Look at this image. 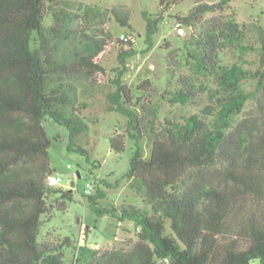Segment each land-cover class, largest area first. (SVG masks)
<instances>
[{"label": "trees", "instance_id": "1", "mask_svg": "<svg viewBox=\"0 0 264 264\" xmlns=\"http://www.w3.org/2000/svg\"><path fill=\"white\" fill-rule=\"evenodd\" d=\"M182 1L161 0L158 13L144 11L145 52L166 11ZM231 1L199 3L177 17L196 27L186 65L206 79L177 75L171 53L166 87L160 92L150 79L137 87L150 95L148 101H133L124 82L129 59L139 51L129 37L120 41L109 110L128 120L110 146L121 153L127 139L134 141L126 176L142 182L149 207L103 206V190L87 194L98 217L134 222L139 239L129 248H95L79 264H264V24L222 17ZM113 12L131 27L118 9ZM209 13L214 15L205 19ZM103 14L76 0H0V264H63L65 249L75 245L70 236L39 239L43 218L74 200L72 189L47 183L53 141L43 122L50 117L67 127L68 150L89 159L75 141L87 128L82 115L90 107L77 101V84L95 86L106 73L102 60L115 39L110 31L94 30ZM252 31L257 49L249 41ZM255 50L259 65L247 68L242 56ZM227 51L241 60L224 63ZM248 79L257 82L254 91L244 88ZM158 96L172 104L206 102L196 113L161 119ZM138 100L140 107L132 108ZM251 100L255 106L247 110ZM145 138L151 140L149 157L141 146Z\"/></svg>", "mask_w": 264, "mask_h": 264}, {"label": "rangeland", "instance_id": "2", "mask_svg": "<svg viewBox=\"0 0 264 264\" xmlns=\"http://www.w3.org/2000/svg\"><path fill=\"white\" fill-rule=\"evenodd\" d=\"M83 4L98 6L104 11L102 17L94 22V30L97 33L110 31L115 41L102 63L106 68L104 78L93 86L87 81L77 84V101H86L90 107L83 112L87 128L78 133L75 141L89 151V159L81 153L69 151L71 142L70 131L67 127L57 123L52 118L44 120V126L53 144L49 149L53 174L60 176L62 183L59 187L72 189L74 200L68 204L65 211L55 210L52 217H44L40 229L39 239L55 242L60 238L70 236L75 241L72 248L65 249V263L79 264L85 261L84 255L90 254L93 249L101 250L112 248H129L139 239V228L134 222L126 220L119 222L111 215L98 217L92 210L86 189L87 183L91 184L90 194H96L98 190L105 192L101 199L103 206L133 204L138 207H149L144 201L142 182L138 179H129L126 174L130 169V161L135 150L134 141L127 139V148L118 153L111 150L110 138L114 133H125L127 116L109 110L108 95L114 90L111 79L117 73L119 67L118 49L121 40L131 39L135 49L139 51L129 59V70L124 75V82L133 90L134 100L140 97V101H148L150 95L138 90V85L145 79H150L162 91L167 84L169 68H173L174 62H170V55L176 59L175 71L177 75H192L195 79L205 80L198 76L186 65V54L190 46L189 39L196 27L181 25L177 17H183L189 13L192 7L199 3H218L221 0H183L179 5L166 11L165 18L160 22L158 31L153 36V47L147 48L146 20L144 11L156 14L161 10V0H76ZM118 9L125 26L113 9ZM214 14L205 15L209 19ZM218 15V14H215ZM234 16L240 23L264 24V0H232L222 12V17ZM128 17V18H126ZM46 24L51 23V17L46 19ZM184 33L179 32L180 25ZM124 35L125 37H122ZM257 35L254 31L249 34V41L256 49L259 47ZM241 57L235 51L223 53L222 60L226 64L239 61ZM242 58L245 66L256 69L259 65L258 50L248 52ZM173 65V66H170ZM211 84V82H210ZM257 82L248 79L243 83L248 91H254ZM159 107L161 119L166 117L180 118L198 112L205 104L206 99L195 103L172 104L167 100L154 99ZM139 100L132 108L140 107ZM255 106V100L247 105V110ZM144 155L149 157L151 153V140L145 138L141 141ZM100 163V166H97ZM254 264H260L255 261Z\"/></svg>", "mask_w": 264, "mask_h": 264}, {"label": "built area", "instance_id": "3", "mask_svg": "<svg viewBox=\"0 0 264 264\" xmlns=\"http://www.w3.org/2000/svg\"><path fill=\"white\" fill-rule=\"evenodd\" d=\"M179 32L182 33V34L184 33L183 27L179 26ZM122 37H124V35H122ZM47 183L50 186H59L62 183V179H61L60 176H57V175L53 174V175H50L48 177ZM90 188H91V184L87 183V189H86V193L87 194L91 193Z\"/></svg>", "mask_w": 264, "mask_h": 264}]
</instances>
